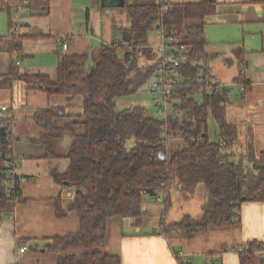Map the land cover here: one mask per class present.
Listing matches in <instances>:
<instances>
[{
  "label": "trees",
  "instance_id": "16d2710c",
  "mask_svg": "<svg viewBox=\"0 0 264 264\" xmlns=\"http://www.w3.org/2000/svg\"><path fill=\"white\" fill-rule=\"evenodd\" d=\"M216 6V0L133 4L127 7L130 28L124 42L103 44L90 55L62 56L55 79L13 73L8 79L0 78V87L19 79L49 96L82 98L78 115H67L60 107L37 109L32 117L38 126L43 156L65 157L70 162L54 180L61 187L76 188L66 210L61 209L58 197L55 200L58 216L72 211L79 221L78 232L54 236L47 244V252L57 254V264H121L118 256L103 250L108 218L141 217L147 197H161L167 208L172 185L188 193L203 186L206 197L202 215L198 221L189 215L173 223L162 221L161 233H200L209 226L230 225L237 222V205L264 202V152L247 153L232 161L227 148L235 138V127L224 118L229 93L224 89L209 97L198 82L200 76H213L209 64L216 55L205 50L204 24L205 18L216 12ZM156 20L166 38L184 47L182 52L187 57L170 69L178 85L169 97L174 116L169 115L165 121L147 114L141 106L115 109L117 99L137 93L159 75L163 57L147 40ZM11 40L12 49L16 48L14 34ZM242 53L241 49L234 50L239 68L245 65ZM167 54L180 56L172 47ZM235 82L248 90L249 82L241 74ZM197 92L201 94L198 100L193 97ZM209 117L216 121L224 144L208 138ZM1 120L0 212L11 213L22 199L18 196L16 201L9 193L5 164L15 160V139L12 121ZM163 124H167L166 131ZM64 135L70 137L69 147L56 153L54 149ZM169 135L184 142L172 153L165 145ZM129 141L133 142L130 146ZM263 250L261 241H249L237 251L239 264H264Z\"/></svg>",
  "mask_w": 264,
  "mask_h": 264
},
{
  "label": "crops",
  "instance_id": "0c3cea01",
  "mask_svg": "<svg viewBox=\"0 0 264 264\" xmlns=\"http://www.w3.org/2000/svg\"><path fill=\"white\" fill-rule=\"evenodd\" d=\"M216 1V12L205 18V50L216 55L215 60L226 57L228 62L224 64L236 62L238 67L234 50L241 49L245 63L228 80H219L211 69L213 77L225 83L229 93L224 118L235 127V138L227 150L232 161H237L247 153L264 152V2ZM133 4L140 1L0 0V78L8 79L13 73L55 79L62 56L90 55L103 44L124 42L130 28L127 7ZM11 28L17 45L13 49L12 40L7 38ZM147 40L150 47L156 48L159 34L149 31ZM64 41L66 49L62 47ZM239 74L249 82L247 91L235 82ZM81 104L80 97L68 100L62 95L49 96L19 79L0 87V120L12 121L15 173L22 199L11 213L0 212V264H57V254L46 250L50 239L78 232L77 214L68 211L58 216L55 206L57 197L62 210L73 200L76 188L61 187L54 180L70 162L65 157L43 156L38 126L32 117L37 109L60 107L67 115L75 116L80 114ZM216 128L214 141H221L217 123ZM59 142L63 153L70 137L66 135ZM171 207V199L165 208L161 197H147L141 217L108 218L103 250L118 256L121 264H239V249L251 240L264 242V202L244 201L237 205V222L230 225L209 226L200 233H161L162 221L173 223L185 215L198 221L202 215V211L196 217L183 211L170 214ZM20 245H26L28 250L21 251ZM177 251H183L184 257H174Z\"/></svg>",
  "mask_w": 264,
  "mask_h": 264
},
{
  "label": "built area",
  "instance_id": "2783aa9c",
  "mask_svg": "<svg viewBox=\"0 0 264 264\" xmlns=\"http://www.w3.org/2000/svg\"><path fill=\"white\" fill-rule=\"evenodd\" d=\"M157 2H162V0H155ZM159 20H156L152 26L150 31L157 32L160 37L159 44L156 46V50L161 54L163 57V61L161 63V66L159 68V75L158 77L152 79L150 82L146 84L148 92L153 99L156 107H157V113L161 115L162 120H166L168 115V107L170 104L169 97L172 93V90L175 88V86L178 85V81L176 76H174L172 73H170V69L173 67H176L180 65V63L186 61V55L183 54V46L177 45V41L173 38H166L162 28L159 26ZM14 34V28H11L9 31V34L7 38L9 40L12 39ZM127 42L123 45H126ZM67 41H64L62 43V47L66 49L67 47ZM170 47L174 49L175 51L180 53V56H174L171 54H167V51H169ZM19 62L17 61L16 64ZM198 82L205 88V91L209 97H211L214 93L220 92L226 88V84L219 82L215 77L213 76H200L198 78ZM5 111V108L3 109ZM0 127H4V122L0 120ZM164 131L167 130V124L162 125ZM221 144H224V140L221 141ZM5 166L7 167V185L9 188V193L11 196L14 197L16 201H18L19 196V189L17 186L18 182V176L15 173V168L17 166L16 160H11L6 162ZM21 251L28 250V247L26 245H20ZM263 248H264V242H263ZM264 251V250H263ZM186 256V255H185ZM174 257L180 258L184 257L183 251H177L174 252Z\"/></svg>",
  "mask_w": 264,
  "mask_h": 264
},
{
  "label": "rangeland",
  "instance_id": "374dc122",
  "mask_svg": "<svg viewBox=\"0 0 264 264\" xmlns=\"http://www.w3.org/2000/svg\"><path fill=\"white\" fill-rule=\"evenodd\" d=\"M140 3L150 2L153 0H139ZM181 37H184V34H182L179 37V40H181ZM186 51V48H185ZM226 55H228V52H225ZM230 57V56H229ZM232 57V56H231ZM226 57H220L217 60H213L209 65L210 68L213 69L214 75L219 79H230L232 75H235L238 71V67L236 62H234L231 65L224 64ZM231 61H234V57H232ZM226 62V61H225ZM212 72V73H213ZM151 81V80H150ZM148 81V82H150ZM80 97V96H78ZM195 99H200L201 94L200 92H197L193 96ZM77 98V97H75ZM81 98V97H80ZM131 106H141L145 109L146 113L159 119L161 118V115L157 113V107L151 98L147 86H143L140 90L137 91V93L123 96L116 100V107L115 109L117 111H121L125 108H129ZM168 115H173L174 111L171 109V105L168 107ZM174 116V115H173ZM216 121L209 117L208 118V124H207V135L208 138L212 141L217 139V128H216ZM66 136V135H64ZM63 136V137H64ZM68 136V135H67ZM62 137V138H63ZM58 146L54 149L56 153H60L63 151L64 147L60 145V142H58ZM133 142L129 141L128 146L132 145ZM184 142L181 138H173L171 135H169L166 139L165 145L167 146V150L169 153H172L178 148H181L183 146ZM206 197V191L204 190L203 186H198L194 193L188 194V192L182 191L178 189L177 185H172L170 188V199L172 203V207L169 211V213H179V211H183L184 214H190L191 216H195L197 214H201V204L198 205L199 202L203 203ZM198 206V207H196ZM168 213V215H169ZM167 215V217H168ZM198 218V217H197ZM196 218V219H197ZM194 219V218H193ZM197 220H200L199 218Z\"/></svg>",
  "mask_w": 264,
  "mask_h": 264
},
{
  "label": "water",
  "instance_id": "95a60500",
  "mask_svg": "<svg viewBox=\"0 0 264 264\" xmlns=\"http://www.w3.org/2000/svg\"><path fill=\"white\" fill-rule=\"evenodd\" d=\"M163 155V154H162Z\"/></svg>",
  "mask_w": 264,
  "mask_h": 264
}]
</instances>
